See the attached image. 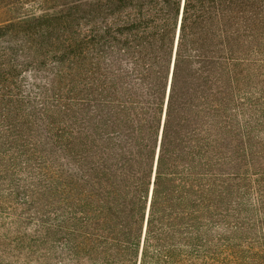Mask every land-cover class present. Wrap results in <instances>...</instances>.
Masks as SVG:
<instances>
[{
	"label": "trees",
	"instance_id": "16d2710c",
	"mask_svg": "<svg viewBox=\"0 0 264 264\" xmlns=\"http://www.w3.org/2000/svg\"><path fill=\"white\" fill-rule=\"evenodd\" d=\"M263 47L264 0L99 1L84 29L86 264H216Z\"/></svg>",
	"mask_w": 264,
	"mask_h": 264
},
{
	"label": "rangeland",
	"instance_id": "374dc122",
	"mask_svg": "<svg viewBox=\"0 0 264 264\" xmlns=\"http://www.w3.org/2000/svg\"><path fill=\"white\" fill-rule=\"evenodd\" d=\"M99 1L0 0V264H86L84 29ZM260 65L216 264H264V47Z\"/></svg>",
	"mask_w": 264,
	"mask_h": 264
}]
</instances>
